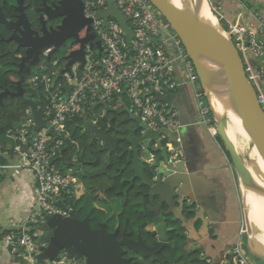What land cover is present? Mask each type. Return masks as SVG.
<instances>
[{"label": "water", "instance_id": "obj_1", "mask_svg": "<svg viewBox=\"0 0 264 264\" xmlns=\"http://www.w3.org/2000/svg\"><path fill=\"white\" fill-rule=\"evenodd\" d=\"M189 1L190 4L184 0V4L180 5L175 0H149L178 35L196 68L202 92L214 118L217 136L223 142L231 158V163L239 176V182L243 177H251L250 167L256 170L255 173L259 174L263 181L264 110L259 102L257 88L247 73L246 62L233 36L221 24L212 7L211 0L206 1L217 24L202 21L198 16L195 0ZM27 7L24 0H16L13 9L18 13L14 20H9L0 4V23L12 30L7 41L15 42L19 48L24 47L26 52L25 60L19 66L17 64L18 80L15 89L1 92L0 104L9 95L27 104L31 108V117L35 122L34 131H37L47 123L35 103V97L44 93L31 86L29 77L33 69L43 61V53L49 50L46 59L50 60L67 39L73 38L75 39L73 43L80 44L78 48L70 50L63 56L66 63L58 76L55 77V81L65 79V72L71 71L75 64H78V70L84 68L87 62L86 46L98 47L100 56L103 55L104 49L100 38L93 30L92 19H88L84 15L83 0H57L51 3L43 0L41 6L36 8V11L41 13L42 27L40 30H35L32 27V22L26 13ZM98 15L105 20V25H108L109 18L117 20L129 45H131L134 31L128 24V18L117 8L115 0L109 2L107 9L101 8ZM55 20L60 21L57 28L52 25L48 26L49 21ZM83 27L86 28V36L80 38L79 31ZM258 37L264 41V33L259 34ZM46 70L47 67L42 69L43 72ZM176 73L179 75L178 69H176ZM207 73L222 79L235 99L236 106L228 113L233 114L241 121L253 146L257 148L258 156L255 155L250 163H246L237 145L229 136L228 113L221 111L220 106H213L209 100V92L204 79V74ZM64 87L66 89L64 97L66 98L68 96L66 81ZM157 97L160 101L171 105L174 93L157 94ZM172 107L174 108V106ZM125 109L137 126L117 128L112 125L118 135H111L107 129L89 121L86 114L83 115L85 128L91 131L101 143L97 149L96 161H98L100 152L104 150L114 152L121 148L120 156L127 154V163L132 165L133 178L140 179L142 184L149 187L147 194L153 204L155 216L158 219L161 216L162 199L165 198L169 205L177 203L182 210L187 209L188 214L193 215L192 221L198 225L195 230L203 231L207 221H205L204 215L199 216L201 209L196 207L192 198V184L189 178L193 180V176L189 171L191 167L188 158L183 160L179 153L180 148L175 146V157L172 158V151L165 141V138H168L169 142L177 144V133L167 128H150L139 114H134L130 108L125 107ZM124 141L128 143V146L122 145ZM76 167L81 168V165H76ZM241 187L243 188V186ZM243 190L246 189L243 188ZM177 192L180 195L178 198ZM258 192L264 193V186H261V190ZM155 196L162 197L157 204ZM241 201L245 211L248 248L251 254L248 259L252 257V259L264 261V249L261 248L262 242L259 243L257 237L254 236L244 191ZM57 203L68 214L65 215L62 212L44 214L43 221L37 227L40 245V253L37 255L38 264H43L46 260L60 261L63 250L67 251L68 259L75 258L80 264H138L133 255H128L129 251L130 254L139 253L143 257H151L152 260L158 261L160 264L205 262V258L199 256L202 245L199 243L190 244L193 238L179 227L169 226L167 221L151 222L153 228L147 229L146 235L139 232L136 237H131L129 232L120 231L119 227L109 230L106 222H101L99 227H92L89 216L81 217L80 208L70 209L63 199ZM171 232H175L182 240L175 239ZM234 248H236V244H234ZM234 252L238 251L234 250ZM239 258L240 255L232 253L228 254L225 261L215 259L209 264H239ZM249 264H253V261Z\"/></svg>", "mask_w": 264, "mask_h": 264}, {"label": "built area", "instance_id": "obj_2", "mask_svg": "<svg viewBox=\"0 0 264 264\" xmlns=\"http://www.w3.org/2000/svg\"><path fill=\"white\" fill-rule=\"evenodd\" d=\"M83 1L84 15L93 21V30L103 45V55L89 46L84 68L78 70V64H75L71 71L65 72V79L54 81L62 68L41 71L44 67L48 69L45 63L49 50L45 51L43 61L32 72L29 81L48 98L44 105L36 104L47 123L34 131L35 122L31 110L27 109L24 121L7 132L15 141V151L19 156L15 167L31 171L37 182L33 215L25 221H16L10 233L3 238L4 246L20 258L19 264H38L37 227L44 214L62 212L67 215L68 212L62 210L57 202L63 199L73 209L74 206L66 199L80 196L78 177L56 162L65 141L71 139L66 127L70 116L92 109L96 101H112L126 92L132 109L150 128L178 132L183 126L179 112L160 101L157 94L174 92L187 82L195 87L202 122L212 136H217L214 118L200 89L195 66L178 35L149 0H115L134 31L131 45L117 20L109 18L108 25H105V20L98 15L101 8L107 9L111 0ZM227 31L246 62L247 73L257 88L264 110V41L258 37L264 33V25L260 23L255 28L236 22L230 24ZM57 64V61L53 63L54 66ZM177 68L184 72V80L177 75ZM65 81L68 86L66 98ZM97 121L98 116L92 122ZM170 147L173 158L175 147L172 143ZM30 224L36 225L35 230ZM236 251L240 252L239 249ZM239 255V263L248 264V257L243 252ZM61 257L60 261L46 260L43 264H80L75 258L68 259L66 250L61 251Z\"/></svg>", "mask_w": 264, "mask_h": 264}, {"label": "crops", "instance_id": "obj_3", "mask_svg": "<svg viewBox=\"0 0 264 264\" xmlns=\"http://www.w3.org/2000/svg\"><path fill=\"white\" fill-rule=\"evenodd\" d=\"M211 1L214 11L226 29L230 24L236 22L255 28L260 23L264 25V0ZM178 71V76L184 80V72L179 69ZM173 93V102L169 107L172 109L174 106L173 109L179 112L183 126L176 132L177 138H180L181 141H178L177 144L172 143V145L180 148L179 153L183 160L188 158L191 167L189 171L193 176V180L189 178L192 191L199 194V202L197 200L196 202L199 205L207 203L204 210L210 214L204 213L208 223L202 229L203 231L197 232L195 229L198 225L194 223L193 226L186 222L187 220L183 217L186 212L177 203L169 205L165 198L155 196L156 204L162 199L159 221H167L169 226L179 227L183 232L191 234L193 239L190 244L199 243L202 245L200 253L206 257L207 264L212 263L215 259L225 261L228 254L237 250L234 249V244L242 231V242L245 245L242 252L245 255H250L249 249L246 248L248 233L245 232L246 223L242 215L243 188L231 163V158L226 152L225 146L216 136H212L207 126L201 122L195 87L186 82ZM125 107L130 108L135 114L131 105ZM6 134L9 133L0 135L2 138V140L0 139V209L5 212L8 218L6 223L0 222V264H19L20 258L12 254L10 248L4 246V237L1 236L3 231L11 228L16 221H25L29 215H33L37 182L31 171L19 170L15 167L19 163V156L15 151V141H8L5 138ZM165 141L171 150L170 140L165 138ZM8 144L11 145L8 146ZM68 170L72 171V168ZM89 191L90 189L87 190V192ZM78 192L80 196L86 192L80 179ZM176 195L177 198L180 197L178 192ZM209 197H211V202ZM122 202L121 198H116L107 207L113 228L117 226V215L122 210ZM174 218L175 221H173ZM241 226L243 230H241ZM151 228H153V224L147 226V229ZM179 238L175 237L180 240ZM253 259V264H264V261Z\"/></svg>", "mask_w": 264, "mask_h": 264}, {"label": "trees", "instance_id": "obj_4", "mask_svg": "<svg viewBox=\"0 0 264 264\" xmlns=\"http://www.w3.org/2000/svg\"><path fill=\"white\" fill-rule=\"evenodd\" d=\"M52 1L57 0H47L48 3ZM10 2L15 3V0H0V4L6 3L12 12H16ZM42 2L43 0H24V4L28 6L26 13L32 20L37 16L35 8L40 6ZM3 34L4 36L7 35L8 31L5 30ZM66 52V47L62 46L61 50L54 53L50 60L46 59L45 64L48 69L45 72L63 68L66 60L63 59L62 55ZM23 53L24 50L17 47L16 43L7 44L0 40V93L15 89L18 74L14 65L20 62ZM55 61L58 64L54 66ZM47 100L45 94L35 97V103L39 106L44 105ZM206 103L208 104V102ZM126 105L130 106L131 101L125 92L113 98L112 101H96L92 109H86L83 113L70 116L66 122V127L71 134V139L65 141L56 162L67 170L76 168V165H81L80 169L76 168V175L83 182L86 192L80 197L66 199L72 206L80 208L81 217L89 216L92 227H99L101 222H106L109 230H115L116 227H119L120 231L125 230L129 232L131 237H136L139 232L146 235L147 226L151 222L159 220L155 216L153 204L147 194L149 187L142 184L140 179L133 178L132 165L127 163V154L120 156L121 148L114 152L107 150L100 152L98 161H96L97 149L101 143L91 131L85 128L83 116L86 114L89 121H93L98 116L97 124L107 129L111 135H116L118 133L115 128H112V125L117 128L137 126V123L130 118L125 109ZM27 109L31 110L27 104L16 97L9 95L5 98L0 104V134H5L8 130L18 127L24 121ZM217 138L223 144L218 136ZM122 145L128 146V143L124 141ZM88 189H90L89 192H87ZM116 198H121L123 202L122 210L117 215V226L113 228L107 207ZM30 226L35 230V224H30ZM9 230L10 228L4 230L1 237H6L10 233ZM172 235L179 238L175 232H172ZM179 239L181 240V238ZM141 257L144 259L141 264H160L158 261L152 260L151 257ZM138 264L140 263L138 262Z\"/></svg>", "mask_w": 264, "mask_h": 264}, {"label": "bare ground", "instance_id": "obj_5", "mask_svg": "<svg viewBox=\"0 0 264 264\" xmlns=\"http://www.w3.org/2000/svg\"><path fill=\"white\" fill-rule=\"evenodd\" d=\"M175 1L180 5L184 4V0H175ZM194 4L196 6L198 16L202 21L209 22L212 24H217V20L212 14L206 0H195ZM204 79H205L206 87L209 92V100L211 104L213 106H220L222 108L221 111H223L224 113L230 112L236 106V102L225 82L222 79L209 73L204 74ZM232 117H233V124L232 125L229 124L228 126V132L230 138L233 140V142L236 143L237 147L238 145H240L239 143L242 140H246L248 143H250L249 135L247 134L246 130L243 128V124L241 123V121L238 118L234 117L233 115ZM240 146L242 150L248 151L246 145L245 146L240 145ZM249 148L251 150L250 152L251 159L255 155L258 156L257 148L255 146H253V148L252 146ZM249 170L251 177L248 176L243 177L240 182H241V186H243V188L246 189V192L245 190L243 191L245 192V200H246L245 202L248 207L247 209L249 211V219L253 226L254 236L257 237L260 243L263 241L261 243L263 245L264 237L263 234L260 233V231L264 230V193L258 192V190L260 191L261 186H264V180L262 181V177L259 174L255 173L256 170L254 168L250 167ZM37 242H38V238H37Z\"/></svg>", "mask_w": 264, "mask_h": 264}, {"label": "flooded vegetation", "instance_id": "obj_6", "mask_svg": "<svg viewBox=\"0 0 264 264\" xmlns=\"http://www.w3.org/2000/svg\"><path fill=\"white\" fill-rule=\"evenodd\" d=\"M52 2H54V1H52ZM14 4H16V0H15V3L14 2H10V5L12 6V8H13V5ZM2 5V7H3V10H4V12H5V14H6V17H7V19H9V20H14L15 19V16H16V14L18 13V12H12L9 8H8V5L5 3V4H1ZM41 6V5H40ZM39 7V6H38ZM37 8V7H36ZM35 8V9H36ZM15 10V9H14ZM37 12V11H36ZM28 15V14H27ZM40 15H41V13L40 12H37V16H36V18L34 19V20H32L29 16V18H30V20H31V22H32V27L35 29V30H40L41 29V27H42V22H41V20H40ZM59 23H60V21L59 20H55V21H49L48 22V26H50V25H52L54 28H57V26L59 25ZM5 30H7L8 31V34L7 35H5L4 36V34H3V32L5 31ZM12 34V30H9L3 23H0V40H2V41H5L7 44H15V42H8L7 41V38L10 36ZM79 36H80V38H84L85 36H86V28L85 27H83L80 31H79ZM75 41V39H73V38H70V39H67L66 40V42H65V44L63 45L64 46V48L66 47V49H67V52L65 53V54H63L62 55V57L63 56H65L66 54H68L69 53V51L70 50H73V49H76V48H78L79 46H80V44L79 43H73ZM17 45V44H16ZM89 45H91V43H89ZM62 47V46H61ZM61 47L59 48V50H61ZM21 49H23L24 50V53L23 54H21V57H22V59L20 60V62L19 63H16V65H14L16 68H17V73H18V67H17V64H18V66L25 60V57H26V52H25V48L24 47H20ZM88 48H90L89 46H86V52L88 51ZM92 49H94L95 51H97L98 50V47H93ZM9 50V49H8ZM10 50H11V48H10ZM9 50V51H10ZM58 50V51H59ZM57 52V51H56ZM55 52V53H56ZM86 59H87V55H86ZM34 70V69H33ZM32 74V73H31ZM116 135H118V134H116ZM183 189H184V187H183ZM186 189V188H185ZM191 193H192V198H193V200L195 201V203H197L196 202V200L197 201H199V194H196V192L194 193L193 191H191ZM201 200V199H200ZM209 201L211 202V197H209ZM205 205H203V204H201V205H199L198 203L196 204V207H200V209H201V211H200V215L199 216H201V215H204V213H207L208 215L210 214L208 211H206V210H204L205 208L204 207H207V203H204ZM185 210V212L186 213H184V215L186 216H183L184 217V219L185 220H187L186 222L187 223H191L192 224V222H193V226H194V221H192V217H193V215H191V214H188V212H187V209H184ZM183 210V211H184ZM205 216V215H204ZM205 221H207V223H208V220H207V218H206V216H205ZM196 223V222H195ZM241 230H243V228H242V226H241ZM242 234H243V231H242V233L241 234H239V236H238V238H237V241L235 242V244H236V248H234V249H239V251L240 252H232V253H236V255L238 256L241 252H242V250H243V248H245V245L243 244V242H242ZM191 235V234H190ZM191 237H192V235H191ZM152 242V241H151ZM246 248H248V243H247V246H246ZM249 249V248H248ZM131 252L129 251V254L128 255H133L134 256V259H136V260H138V262L141 264V262H144V259L139 255V253H134V254H130ZM196 256V255H195ZM194 256V257H195ZM199 256H202V257H204L205 258V262L203 261V262H199V264H207V259H206V257L205 256H203L201 253L199 254ZM247 257L248 256H251V254L250 255H246ZM152 259V258H151ZM252 257H250L249 259H248V264H249V262H251L252 263ZM239 262V261H238ZM240 264V263H239Z\"/></svg>", "mask_w": 264, "mask_h": 264}, {"label": "rangeland", "instance_id": "obj_7", "mask_svg": "<svg viewBox=\"0 0 264 264\" xmlns=\"http://www.w3.org/2000/svg\"><path fill=\"white\" fill-rule=\"evenodd\" d=\"M187 2L190 4V1L189 0H187ZM36 68H34V70H35ZM1 70H2V68H1ZM33 70V71H34ZM232 115L233 114H231V113H228V117H227V125L229 126V124H233V117H232ZM234 116V115H233ZM235 117V116H234ZM229 119V120H228ZM1 124V123H0ZM1 126V125H0ZM0 135H3V134H0ZM5 138H7L8 139V141H10V142H12L13 141V138H12V136L11 135H9V134H6V137ZM5 138H3V139H5ZM0 139L2 140V138H1V136H0ZM5 141V140H4ZM249 142L250 143H248L246 140H242L239 144L240 145H246L247 146V148H248V151H244V150H242L241 149V146L240 145H238V149H239V152H240V154L243 156V158L246 160V163H249V162H251V160L255 157V156H253V158L251 159L250 158V152H251V150H250V148L249 147H251L252 146V148H253V142H252V140L250 139L249 140ZM235 143V142H234ZM241 143H243V144H241ZM236 144V143H235ZM251 144V145H250ZM11 144H8V146H10ZM76 172H77V169L76 168H72V173L77 177V175H76ZM245 192H246V190H245ZM242 205V204H241ZM245 211H244V208H243V206H242V215H243V219L245 220ZM7 217H6V214H5V212L4 211H2L1 209H0V222H2V223H6L7 222ZM252 225V224H251ZM245 230H246V228H245ZM260 231V230H259ZM264 231V230H263ZM261 232L260 231V233L261 234H263V237H264V232ZM246 232V231H245ZM263 242V241H262ZM260 243V242H259ZM261 245V244H260ZM261 248H263L264 249V245H262V247Z\"/></svg>", "mask_w": 264, "mask_h": 264}, {"label": "clouds", "instance_id": "obj_8", "mask_svg": "<svg viewBox=\"0 0 264 264\" xmlns=\"http://www.w3.org/2000/svg\"><path fill=\"white\" fill-rule=\"evenodd\" d=\"M79 179V178H78Z\"/></svg>", "mask_w": 264, "mask_h": 264}]
</instances>
